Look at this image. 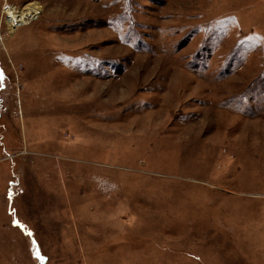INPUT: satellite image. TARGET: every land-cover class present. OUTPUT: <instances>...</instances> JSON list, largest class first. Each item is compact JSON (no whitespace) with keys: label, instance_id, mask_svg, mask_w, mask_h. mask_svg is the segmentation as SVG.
<instances>
[{"label":"rangeland","instance_id":"1","mask_svg":"<svg viewBox=\"0 0 264 264\" xmlns=\"http://www.w3.org/2000/svg\"><path fill=\"white\" fill-rule=\"evenodd\" d=\"M0 29V264H264V0H0Z\"/></svg>","mask_w":264,"mask_h":264},{"label":"bare ground","instance_id":"2","mask_svg":"<svg viewBox=\"0 0 264 264\" xmlns=\"http://www.w3.org/2000/svg\"><path fill=\"white\" fill-rule=\"evenodd\" d=\"M25 11L27 12V13H25V14H30L31 12H33L34 10L32 9V8H27V9H25ZM24 15V14H23Z\"/></svg>","mask_w":264,"mask_h":264},{"label":"built area","instance_id":"3","mask_svg":"<svg viewBox=\"0 0 264 264\" xmlns=\"http://www.w3.org/2000/svg\"><path fill=\"white\" fill-rule=\"evenodd\" d=\"M1 37H2V35H1V29H0V40H1Z\"/></svg>","mask_w":264,"mask_h":264}]
</instances>
